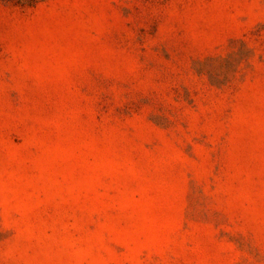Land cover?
<instances>
[{"label":"rangeland","instance_id":"374dc122","mask_svg":"<svg viewBox=\"0 0 264 264\" xmlns=\"http://www.w3.org/2000/svg\"><path fill=\"white\" fill-rule=\"evenodd\" d=\"M0 264H264V0H0Z\"/></svg>","mask_w":264,"mask_h":264}]
</instances>
